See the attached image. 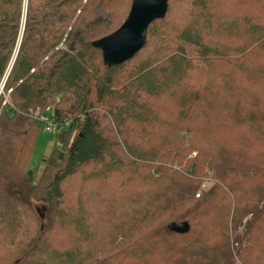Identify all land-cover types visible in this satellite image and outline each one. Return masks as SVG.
<instances>
[{
    "label": "trees",
    "instance_id": "trees-1",
    "mask_svg": "<svg viewBox=\"0 0 264 264\" xmlns=\"http://www.w3.org/2000/svg\"><path fill=\"white\" fill-rule=\"evenodd\" d=\"M22 1L0 0V264H264V0H168L113 66L92 41L132 0H27L19 37ZM30 108L71 120L36 170Z\"/></svg>",
    "mask_w": 264,
    "mask_h": 264
},
{
    "label": "water",
    "instance_id": "water-1",
    "mask_svg": "<svg viewBox=\"0 0 264 264\" xmlns=\"http://www.w3.org/2000/svg\"><path fill=\"white\" fill-rule=\"evenodd\" d=\"M168 0H132L127 17L113 32L92 41V45L101 50L107 66L120 64L130 59L145 43L149 23L162 18L167 9ZM42 223L47 221L45 207L37 209ZM170 230L185 233L189 230L187 221L172 222Z\"/></svg>",
    "mask_w": 264,
    "mask_h": 264
},
{
    "label": "rangeland",
    "instance_id": "rangeland-1",
    "mask_svg": "<svg viewBox=\"0 0 264 264\" xmlns=\"http://www.w3.org/2000/svg\"><path fill=\"white\" fill-rule=\"evenodd\" d=\"M27 6V5H26ZM22 8H23V15H22V21H21V24H22V26H21V29H20V35H19V37H21V34H22V31H23V22H24V16H25V11H26V8L24 9V0L22 1ZM101 15L103 16V17H105L106 16V14L105 13H101ZM251 24L253 23V22H250ZM18 44H19V40H18V43H17V47H18ZM17 47H15V50H14V53H15V55H16V53H17ZM14 56V55H13ZM14 59V57L12 58V60ZM8 70H9V68H8ZM236 72H234L233 74H232V76L235 74ZM231 76V77H232ZM237 76V75H236ZM242 75H238L237 76V79H240V77H241ZM262 78V77H261ZM213 79V77H212V75L210 76V80H212ZM233 81H234V79H233ZM4 83V78H3V80L0 82V95L2 94L5 98H7V93H5V92H3V84ZM220 83V82H219ZM218 82L217 83H215V84H219ZM231 83H229V85H230ZM6 100V99H5ZM30 109H33V108H30ZM29 111H31V110H29ZM41 128V127H40ZM53 144H54V136H53V134H49V133H46V132H44L43 130H42V128H41V131H39V133H38V137H37V140H36V143H35V145H34V148H33V150H32V152H31V155H30V157H29V160H28V162H27V168L28 169H30V170H36V169H38L41 165H42V163H43V158H45L48 154H49V152H50V150H51V148H52V146H53ZM208 185H209V179L207 178V179H205L204 180V182L202 183V185H201V189H206L207 187H208ZM198 191H201V190H198ZM31 200L33 201V203L35 204V207H36V213H37V215L39 216V214H38V212H37V209H42V207H44V204H43V202H41V201H36L35 199H33V198H31ZM45 217H46V208H45ZM40 218V217H39ZM47 219V218H46ZM41 220V219H40ZM245 220V219H244ZM243 220V221H244ZM47 222V221H46ZM45 222V223H46ZM236 244L237 243H234V245L236 246ZM235 256V255H234ZM235 258H236V260H237V257L235 256ZM237 263L238 264H242L241 262H240V260H237Z\"/></svg>",
    "mask_w": 264,
    "mask_h": 264
},
{
    "label": "built area",
    "instance_id": "built-area-1",
    "mask_svg": "<svg viewBox=\"0 0 264 264\" xmlns=\"http://www.w3.org/2000/svg\"><path fill=\"white\" fill-rule=\"evenodd\" d=\"M27 0H24V9L26 8ZM33 115L36 117L42 130L49 134H59L64 132L68 126L71 125L69 119H57L51 108L46 111L40 109H30Z\"/></svg>",
    "mask_w": 264,
    "mask_h": 264
}]
</instances>
